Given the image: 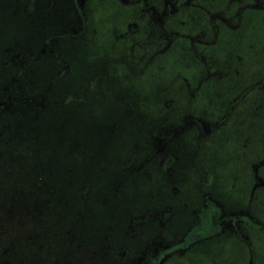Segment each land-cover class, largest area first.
Returning <instances> with one entry per match:
<instances>
[{
    "label": "rangeland",
    "instance_id": "374dc122",
    "mask_svg": "<svg viewBox=\"0 0 264 264\" xmlns=\"http://www.w3.org/2000/svg\"><path fill=\"white\" fill-rule=\"evenodd\" d=\"M19 3L22 5L18 7V3H6L5 16L11 18L3 23L1 30L5 31L9 24L11 37L29 39L33 20L39 16L28 11L30 16L21 12L13 18L18 8L22 11L29 8V0ZM54 3L53 15L50 8L45 11L48 24L55 23L58 28L76 21L72 31L78 32L69 36L66 43L59 39L58 51H65L62 55L73 60L75 78L90 87L85 108H76L72 115L71 106L56 112L60 120L57 147H48L55 154V165L62 173L58 182L66 190L56 195L55 200L64 202L61 217L72 233L79 230L89 235L93 229L76 222L75 211L69 210V202L74 197L70 193L72 186L87 177L86 202L100 204L101 216L105 212L110 217L117 216L123 231L122 244L128 247L144 248L150 237L153 238L150 244L157 240L156 245L164 250L175 239L176 243H184L183 248L167 250L171 253L169 258L184 255L185 264H264V199L251 201L247 197L248 187L255 182H251L253 165L258 166V174L264 177V104L260 103V96H253L251 113L237 116L235 108L224 125L216 128L204 125L203 131L210 130L207 136H200L203 134L197 125L184 131L185 126L196 121L193 118L185 122L186 113L217 119L220 113L209 108V101L199 93L191 96L198 76L193 69L181 67L170 51L153 49H160L164 44L163 38L155 35L160 34L159 26H154L149 19L145 24L136 19L133 21L137 22L138 31L124 34L125 22L112 19L92 0L75 3L54 0ZM169 29L180 28L171 25ZM120 33L124 35L118 37ZM260 67L254 66L250 80L261 78L262 73L256 72ZM242 71L243 77H239L235 88L242 87L244 74L250 72ZM73 72L67 74L72 82ZM196 90L200 92L199 88ZM64 117L67 118L64 120ZM247 141L248 145L243 147ZM239 153H253L256 159L243 157L240 163H235ZM211 191L217 193L218 203L206 202L204 206V194ZM9 192L6 200L0 202V222L3 221L0 227L4 228L0 232V251L3 253L7 244L1 235L12 223L20 225L21 216H27L30 210L25 196L15 198ZM215 204L228 212L225 220L239 215L233 213L234 206L249 208L258 226L246 228L239 222L238 231L235 227H229L232 231L228 227L222 231L215 228L216 224L205 227L204 217L201 219L199 214L204 210L208 213V208L212 209ZM66 216L74 220H66ZM53 222L46 215L42 224L35 226L40 242L35 247L29 246V262L63 264L65 251L68 253L64 246L71 248V241L65 242L62 238L63 231L60 229L58 241L43 242L50 233L57 234L53 231ZM130 223L131 232L126 229ZM206 232L208 235L204 237ZM72 260H65L66 264H78ZM8 263L0 255V264Z\"/></svg>",
    "mask_w": 264,
    "mask_h": 264
},
{
    "label": "trees",
    "instance_id": "16d2710c",
    "mask_svg": "<svg viewBox=\"0 0 264 264\" xmlns=\"http://www.w3.org/2000/svg\"><path fill=\"white\" fill-rule=\"evenodd\" d=\"M22 1L0 0V202L1 199L6 200L9 190L15 198L25 196L30 210L27 216H21L20 225L12 223L10 229L1 235L7 244L4 253L0 251L3 260H9L8 264H33V261L29 262L28 249L30 245L35 247L40 242V233L35 226L42 224L43 218L48 215L54 221L52 227L57 234L50 233L43 242L58 241L60 229L64 233L63 240L71 241V248L64 246L68 253L65 251L63 264H66L65 260L71 262L72 257V261L78 264H185L184 255L181 254L161 262L167 250L183 246V242L176 243L175 239H171L173 244L164 250L160 248L161 245H156L157 240L150 244V240L153 241L150 237L141 249L122 244L123 231L118 226L117 216L110 217L107 212L101 216L100 204L86 202L89 188L87 177L72 186L70 193L74 197L69 202V210L75 211L76 222L92 226V232L85 235L78 230L74 234L61 217L64 202L55 200V196L66 190L58 182L62 173L55 165V154L51 152L57 147L56 135L59 133L60 120L56 112L71 106L72 115L76 108H85L90 87L75 78L73 60L62 55L65 51H58L56 42L59 39L66 43L69 36L78 32L72 31L76 21L58 28L55 23L48 24V17H45L48 12L45 11L50 8L53 15L56 6L54 0H47V3L29 0V8L23 11L18 8L13 13V18L18 13L21 15V12L30 16L33 11L39 16L33 20V32L29 39L11 37L9 24L5 26V31L1 30L3 23L11 18L10 15L5 16L6 3H18V7ZM259 24L257 20L253 21L255 29H260ZM68 72H73V82L67 78ZM76 82L82 85L78 86ZM67 138L70 141V136ZM142 219L148 220L146 217ZM66 220L74 219L66 216ZM211 226V220H208L207 227ZM132 227L130 223L126 229L131 232ZM3 229L0 227V232ZM29 254L31 257L32 251Z\"/></svg>",
    "mask_w": 264,
    "mask_h": 264
},
{
    "label": "flooded vegetation",
    "instance_id": "af4514ba",
    "mask_svg": "<svg viewBox=\"0 0 264 264\" xmlns=\"http://www.w3.org/2000/svg\"><path fill=\"white\" fill-rule=\"evenodd\" d=\"M71 1L75 3L79 0ZM92 2L95 6L101 7L112 19L125 22L124 34L138 31V24L133 20L137 19L145 24L149 19L154 26L160 27V34L157 32L155 35L157 38L161 36L164 43L160 49H153L156 52L170 51L181 67L193 69L198 74L195 79L197 85L195 90L191 89V96L199 93L206 98L209 101L208 107L220 113L219 119L216 116L209 118L202 114L186 113L185 122L193 118L196 121H191L189 126H185L184 131L192 128V125H197L203 134L200 136H207L210 130L206 128L203 131L204 125H211L212 128L224 125L235 108L237 116L251 113L254 95H259L260 103L264 104V0H92ZM254 20L260 23V29L253 27ZM171 25L180 29H169ZM124 34L120 33L118 37ZM258 65L261 67L256 72L262 73L261 78L257 81L250 80L255 72L254 66ZM242 69L250 72L244 74L246 78L242 87L235 88L239 77H243ZM196 88H199L200 92ZM258 107L259 104L255 108ZM258 133L262 138L263 130L260 129ZM248 143L247 141L242 146L246 147ZM238 156L239 159L235 163H240L243 157L256 159L253 153L246 155L239 153ZM241 167L248 168L245 165ZM252 175L251 182H255L248 187L247 197L251 201L256 198L262 201L264 177L258 174V166L253 165ZM217 197L214 191L204 194V206L206 202L218 203L215 200ZM234 207L236 209L233 213H239L233 216L234 219L226 217L225 220L228 212L223 206L216 204L212 209L208 208V213L204 210L199 215H202L201 219L204 217L205 227L208 220H211L212 225L216 224L215 228H222V231L227 227V229L235 227V231H238L239 222L246 228L258 226V222L255 221L257 219L249 208L244 210L241 206ZM207 235L206 232L204 237ZM182 248L178 246L175 249L181 251ZM170 254L168 251L161 262L172 259L173 257L169 258Z\"/></svg>",
    "mask_w": 264,
    "mask_h": 264
}]
</instances>
